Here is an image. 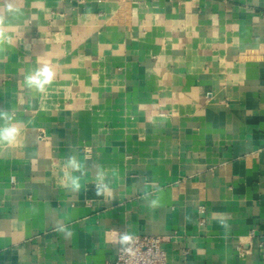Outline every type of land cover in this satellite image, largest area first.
Returning <instances> with one entry per match:
<instances>
[{"label":"crops","instance_id":"0c3cea01","mask_svg":"<svg viewBox=\"0 0 264 264\" xmlns=\"http://www.w3.org/2000/svg\"><path fill=\"white\" fill-rule=\"evenodd\" d=\"M15 5L0 109L22 131L0 147V264H110L125 231L163 236L166 264H264V0ZM45 65L52 83L29 89ZM68 155L86 166L78 192L62 186Z\"/></svg>","mask_w":264,"mask_h":264},{"label":"clouds","instance_id":"9594fccd","mask_svg":"<svg viewBox=\"0 0 264 264\" xmlns=\"http://www.w3.org/2000/svg\"><path fill=\"white\" fill-rule=\"evenodd\" d=\"M5 13L12 16L21 13V10L15 5V0H5L3 10L0 11V50H3L5 45L15 46L16 44V41L8 33L7 16ZM23 47L25 50H28L27 42H23ZM54 75L53 70L47 65L37 67L25 76L24 83L29 89L44 93L47 86L52 83ZM21 131V126L16 121L14 114L10 113L7 109H0V147L15 145L21 135ZM64 166L69 171L64 173L62 186L73 192L80 191L82 187L81 180L86 175L85 164L81 163L75 155H68ZM92 167L95 169L93 183L95 195L97 197H104L109 202L115 199L116 195L109 182V169L100 164H93ZM74 173H79V175H74ZM111 173L113 176L117 174L115 169H112ZM152 184L155 186L156 182L152 181ZM155 190L156 192L162 191L158 187ZM142 198L146 206L152 210L161 206L159 196L153 197L151 193L144 192ZM213 219H217L223 228H229L227 221L230 219V216L227 213H214ZM55 230L63 234L64 239H70L74 235L72 230L62 222H57ZM134 243L135 237L131 233L127 231L120 233L118 244L125 254H134Z\"/></svg>","mask_w":264,"mask_h":264},{"label":"built area","instance_id":"2783aa9c","mask_svg":"<svg viewBox=\"0 0 264 264\" xmlns=\"http://www.w3.org/2000/svg\"><path fill=\"white\" fill-rule=\"evenodd\" d=\"M39 138H43V135H40ZM133 236L135 237L134 254H125L118 245L116 258L110 264H166V253L162 247V242L165 240L163 236L151 234H136ZM238 248L241 253V248ZM187 252V249H182L183 254Z\"/></svg>","mask_w":264,"mask_h":264}]
</instances>
